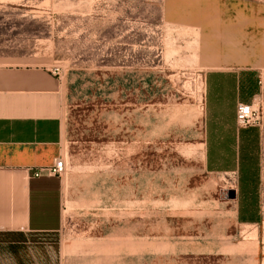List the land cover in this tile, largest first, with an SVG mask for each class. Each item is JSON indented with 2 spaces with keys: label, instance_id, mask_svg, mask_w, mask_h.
<instances>
[{
  "label": "rangeland",
  "instance_id": "rangeland-1",
  "mask_svg": "<svg viewBox=\"0 0 264 264\" xmlns=\"http://www.w3.org/2000/svg\"><path fill=\"white\" fill-rule=\"evenodd\" d=\"M237 27L263 38L264 0H0V66L60 68L74 97L66 264H264V62L258 222L201 144L203 39Z\"/></svg>",
  "mask_w": 264,
  "mask_h": 264
},
{
  "label": "crops",
  "instance_id": "crops-1",
  "mask_svg": "<svg viewBox=\"0 0 264 264\" xmlns=\"http://www.w3.org/2000/svg\"><path fill=\"white\" fill-rule=\"evenodd\" d=\"M240 27L203 39L208 68L201 144L209 172H238L237 104H251L260 94L264 37ZM74 102L63 76L0 66V264H66L64 205L70 181L47 172L36 177L34 170L66 159Z\"/></svg>",
  "mask_w": 264,
  "mask_h": 264
},
{
  "label": "trees",
  "instance_id": "trees-1",
  "mask_svg": "<svg viewBox=\"0 0 264 264\" xmlns=\"http://www.w3.org/2000/svg\"><path fill=\"white\" fill-rule=\"evenodd\" d=\"M261 128L257 125L240 127L238 159L239 174V218L241 222H258L257 183L258 155ZM211 167V166H210Z\"/></svg>",
  "mask_w": 264,
  "mask_h": 264
},
{
  "label": "built area",
  "instance_id": "built-area-1",
  "mask_svg": "<svg viewBox=\"0 0 264 264\" xmlns=\"http://www.w3.org/2000/svg\"><path fill=\"white\" fill-rule=\"evenodd\" d=\"M52 74L61 77L60 68L51 70ZM259 85L262 86L263 80L261 75L259 76ZM236 120L240 127H247L257 125L261 127L259 117L257 116V109L255 108V101L251 104L245 102H238L236 108ZM67 169L66 159L59 157L54 165L50 167H42L34 170V176L38 177L43 172H47L52 175L61 176Z\"/></svg>",
  "mask_w": 264,
  "mask_h": 264
},
{
  "label": "water",
  "instance_id": "water-1",
  "mask_svg": "<svg viewBox=\"0 0 264 264\" xmlns=\"http://www.w3.org/2000/svg\"><path fill=\"white\" fill-rule=\"evenodd\" d=\"M237 191L235 189L228 190V194L230 198H236L237 197Z\"/></svg>",
  "mask_w": 264,
  "mask_h": 264
}]
</instances>
